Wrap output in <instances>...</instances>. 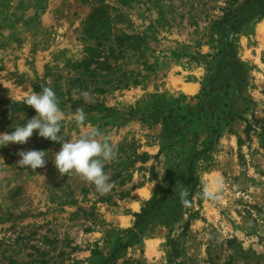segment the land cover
Here are the masks:
<instances>
[{"label":"rangeland","instance_id":"obj_1","mask_svg":"<svg viewBox=\"0 0 264 264\" xmlns=\"http://www.w3.org/2000/svg\"><path fill=\"white\" fill-rule=\"evenodd\" d=\"M42 87L64 139L110 135L114 187L60 176L38 131L0 147V264H264V0H0V133ZM216 177L219 200L197 195Z\"/></svg>","mask_w":264,"mask_h":264},{"label":"clouds","instance_id":"obj_2","mask_svg":"<svg viewBox=\"0 0 264 264\" xmlns=\"http://www.w3.org/2000/svg\"><path fill=\"white\" fill-rule=\"evenodd\" d=\"M80 96L85 101L90 99L88 92H81ZM23 103L33 108L36 115L28 119L23 126H16L11 133H0V147L26 144L34 131H38L40 137L61 144L60 150L53 158V164L60 176L76 175L82 182L93 184L101 195L110 193L114 183L104 169L106 164L112 162L118 155V147L112 143L110 135L93 126L88 127L75 140L64 139L60 133L66 116L59 106V97L50 87H42L40 92L31 90ZM86 119L83 108H77L72 114V120L78 127L85 126ZM18 155L20 159L17 165L20 167H27L35 172L36 169L46 166L45 157L48 153L45 150L20 151ZM223 183L222 177H216L210 184L202 181L203 190L197 195L203 199L217 201L221 198ZM179 195L182 205L191 206L188 199L190 193L186 188H183Z\"/></svg>","mask_w":264,"mask_h":264},{"label":"trees","instance_id":"obj_3","mask_svg":"<svg viewBox=\"0 0 264 264\" xmlns=\"http://www.w3.org/2000/svg\"><path fill=\"white\" fill-rule=\"evenodd\" d=\"M167 194H168V187L167 186L160 187L159 192L156 195H154V197H152L150 201H148V205H150V207H153L160 204L165 200Z\"/></svg>","mask_w":264,"mask_h":264}]
</instances>
